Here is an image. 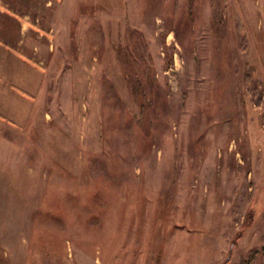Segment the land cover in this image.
I'll use <instances>...</instances> for the list:
<instances>
[{"label":"rangeland","instance_id":"obj_1","mask_svg":"<svg viewBox=\"0 0 264 264\" xmlns=\"http://www.w3.org/2000/svg\"><path fill=\"white\" fill-rule=\"evenodd\" d=\"M0 264H264V0H0Z\"/></svg>","mask_w":264,"mask_h":264}]
</instances>
